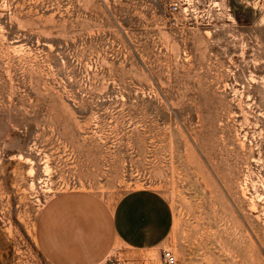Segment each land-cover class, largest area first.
<instances>
[{
  "label": "rangeland",
  "instance_id": "1",
  "mask_svg": "<svg viewBox=\"0 0 264 264\" xmlns=\"http://www.w3.org/2000/svg\"><path fill=\"white\" fill-rule=\"evenodd\" d=\"M139 186L168 236L97 264H264V0H0V264H51V194Z\"/></svg>",
  "mask_w": 264,
  "mask_h": 264
},
{
  "label": "crops",
  "instance_id": "2",
  "mask_svg": "<svg viewBox=\"0 0 264 264\" xmlns=\"http://www.w3.org/2000/svg\"><path fill=\"white\" fill-rule=\"evenodd\" d=\"M172 218L169 202L153 187L127 189L112 203L93 191L62 190L40 206L34 238L51 264H97L116 246L137 251L160 246Z\"/></svg>",
  "mask_w": 264,
  "mask_h": 264
},
{
  "label": "built area",
  "instance_id": "3",
  "mask_svg": "<svg viewBox=\"0 0 264 264\" xmlns=\"http://www.w3.org/2000/svg\"><path fill=\"white\" fill-rule=\"evenodd\" d=\"M175 256L168 248H161L159 264H175Z\"/></svg>",
  "mask_w": 264,
  "mask_h": 264
}]
</instances>
